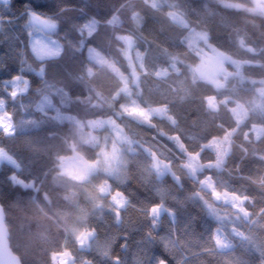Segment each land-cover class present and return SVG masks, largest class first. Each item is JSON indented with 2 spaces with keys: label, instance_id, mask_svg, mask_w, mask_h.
<instances>
[{
  "label": "trees",
  "instance_id": "1",
  "mask_svg": "<svg viewBox=\"0 0 264 264\" xmlns=\"http://www.w3.org/2000/svg\"><path fill=\"white\" fill-rule=\"evenodd\" d=\"M160 1L0 0V103L12 124L11 132L0 129V151L13 161L0 164V204L23 264H54L64 252L72 264H264L261 252L231 231L232 248L218 250L219 227L199 198L212 201L218 192L243 199L225 195L239 202L241 236L264 221V133L254 132L264 128V112L253 110L264 102V15L229 5L251 7L252 0ZM30 15L55 19L61 56H34L30 36L43 30L29 28ZM200 33L243 63L223 88L195 73L199 52L189 41ZM125 35L134 37V60L142 56L131 94L123 82L131 77L119 39ZM89 47L106 63H93ZM15 78L28 83L17 96ZM45 97L53 106L42 111ZM132 103L151 111L150 119L126 110ZM238 105L249 110L242 123L232 112ZM98 121H115L129 141L118 176L63 175L62 159L73 148L86 161L99 160L104 141L97 135L106 129L92 127ZM215 139L229 146L220 168L207 166L219 159L206 147ZM188 155L205 166L195 179ZM207 178L216 193L203 188ZM86 233L92 240L82 248Z\"/></svg>",
  "mask_w": 264,
  "mask_h": 264
},
{
  "label": "rangeland",
  "instance_id": "2",
  "mask_svg": "<svg viewBox=\"0 0 264 264\" xmlns=\"http://www.w3.org/2000/svg\"><path fill=\"white\" fill-rule=\"evenodd\" d=\"M3 2H6L7 0H2ZM160 0H151V5L153 7H156L158 3H160ZM229 5H232L236 8H245L250 12H254L259 15H264V0H252V6L247 7L243 4L230 2ZM137 17V16H136ZM176 21L179 20V17L173 16ZM38 18L36 15H30L28 25L29 28L34 27L33 26V20ZM49 24H51L52 29L50 32H43V31H34L32 32L30 36V44L29 48L32 50L34 56L39 60H47L52 58H57L61 56L63 52V45L62 41L57 39L56 37H53L52 34L57 31V22L55 19L47 20L45 19ZM137 21V20H136ZM113 24V23H111ZM89 28V27H88ZM87 28V29H88ZM33 29V28H32ZM79 32V35H82L83 32L81 30H77ZM92 30L89 29L87 35H90ZM201 37L199 38L197 34H194L191 36V39L189 42L191 46L196 47L198 50L199 58H200V64L195 69V73L198 74L199 78L208 83H213L216 87L223 88L225 85V82L233 76V74L237 73L239 68L243 65L242 62L237 61L234 57L228 55L227 53L223 51H219L210 41H208V35L207 33H200ZM70 38V37H69ZM66 37V41L69 42L72 45V41ZM122 44L125 46V56L128 60V64L131 67V77L130 78H123L125 92L127 94H131L132 87H136L138 84V69L136 65H141L142 62V56L138 53L136 54V61L134 60V55L132 53L135 43H134V37L125 35L119 37ZM201 42H204V45L201 44ZM87 57L94 63H100L105 64L106 59L104 60L101 55V53L94 47H89L87 50ZM136 64V65H135ZM234 68L236 72H234L232 69ZM13 86V95H21L22 93H25L28 89V83L24 81L22 78L18 79L15 78L11 81ZM129 82V83H128ZM209 105L212 109H216L218 104L216 103L215 98L209 99ZM53 106V102L50 101L49 97H45L41 104V110L49 109ZM131 112H134L136 114H140L141 117L144 120L150 119V116L152 115L151 111H143L141 110L135 103L131 105H128L127 109ZM162 110V109H160ZM160 110H156L155 113H159ZM254 111H259L261 113L264 112V102H257L256 105H254L253 108ZM163 111V110H162ZM248 109L246 106L238 105L235 107V109L232 110L234 116L236 117V120L238 123H242L248 113ZM110 121V120H108ZM105 121V122H108ZM102 121H98L92 124V127H97V129H106V131L103 134L97 135V138L99 136V141L103 142V146L100 150V157L99 160L95 162L86 161L76 150L73 148L72 155L67 156L62 159V174L66 176H70L71 178L75 180H86L89 178V176L93 173L102 171L107 173L111 176H118V169L119 165L122 163V155L124 152V148L126 150L129 149V146H127V143L129 141L127 140V137L124 136L123 130H121V127L119 124H116V122H108L105 123ZM90 125V123H89ZM6 129L7 131H12V124H10V120L8 115L5 113L4 104L0 103V129ZM255 134L258 136L263 135L264 128L263 127H256L254 129ZM99 134V133H98ZM85 135L87 136V132H85ZM92 137V135H90ZM231 139L230 134L226 139ZM86 142V141H84ZM87 143V142H86ZM124 145V146H123ZM228 146V141H222L215 139V141L210 142L206 147L211 149L212 151L217 152L218 154V161L215 164H208L207 166H213L220 168L225 160L224 153H226ZM229 148V146H228ZM123 149V151H122ZM188 165L187 170H189L190 175L195 179L197 178V170L198 168L200 170H203V165L200 164V158L199 155H188ZM9 162L13 163L12 159L8 157L5 152L0 151V164L3 162ZM162 165V164H161ZM164 165H162L163 167ZM161 166H157V169H159ZM165 169V166H164ZM169 169V168H168ZM166 170V169H165ZM170 170V169H169ZM199 170V171H200ZM171 171V170H170ZM202 186L206 190H210L212 192L215 191V185L212 179L207 178L206 181L202 183ZM216 193V191H215ZM226 196H230L232 198L238 199L233 195L225 194ZM224 194L223 196L220 193H216L214 195L213 193V199L212 201L206 200L204 197L199 196V198L204 202L207 211H209L211 218L214 220V222L217 223L219 229L216 231L215 234V243H217V248L220 251H226L230 250L233 246L231 242L228 240L227 231H231L233 234H236L237 236L241 237L249 246L255 248L257 251H260L261 254L264 256V221H256L249 230L248 233H246L244 236H241L240 232L237 231L238 226L241 222V214L240 213V206L239 202L237 200L231 199L229 197H226ZM241 201V203L244 202L243 199H238ZM224 205H230L232 206V209H225L221 206V204ZM220 204V205H219ZM237 212V214L235 213ZM163 213L162 210H156L155 214L161 215ZM170 218L174 220V216L170 213H168ZM93 233H86L81 235L79 243L80 247L82 248H88L89 243L92 240ZM54 264H72L73 260L69 256L68 253H60V255H56L53 258Z\"/></svg>",
  "mask_w": 264,
  "mask_h": 264
},
{
  "label": "water",
  "instance_id": "3",
  "mask_svg": "<svg viewBox=\"0 0 264 264\" xmlns=\"http://www.w3.org/2000/svg\"><path fill=\"white\" fill-rule=\"evenodd\" d=\"M33 24L37 28H41L44 32L51 30V24L41 17L33 20ZM0 264H23L12 248L10 242V231L6 223V213L0 204Z\"/></svg>",
  "mask_w": 264,
  "mask_h": 264
},
{
  "label": "snow or ice",
  "instance_id": "4",
  "mask_svg": "<svg viewBox=\"0 0 264 264\" xmlns=\"http://www.w3.org/2000/svg\"><path fill=\"white\" fill-rule=\"evenodd\" d=\"M159 264H165V261L161 260V261L159 262Z\"/></svg>",
  "mask_w": 264,
  "mask_h": 264
}]
</instances>
